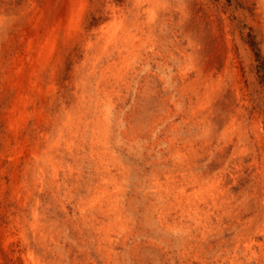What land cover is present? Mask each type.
<instances>
[{"label": "rangeland", "instance_id": "obj_1", "mask_svg": "<svg viewBox=\"0 0 264 264\" xmlns=\"http://www.w3.org/2000/svg\"><path fill=\"white\" fill-rule=\"evenodd\" d=\"M0 264H264V0H0Z\"/></svg>", "mask_w": 264, "mask_h": 264}, {"label": "bare ground", "instance_id": "obj_2", "mask_svg": "<svg viewBox=\"0 0 264 264\" xmlns=\"http://www.w3.org/2000/svg\"><path fill=\"white\" fill-rule=\"evenodd\" d=\"M54 43V42H53ZM49 49H50V47H49ZM107 78V77H106ZM110 78V77H109ZM108 79V78H107ZM51 165V164H50ZM100 189V188H99ZM101 198V197H100ZM31 257V256H30ZM34 259V258H33Z\"/></svg>", "mask_w": 264, "mask_h": 264}, {"label": "trees", "instance_id": "obj_3", "mask_svg": "<svg viewBox=\"0 0 264 264\" xmlns=\"http://www.w3.org/2000/svg\"><path fill=\"white\" fill-rule=\"evenodd\" d=\"M257 57L259 58V55H258V53H257Z\"/></svg>", "mask_w": 264, "mask_h": 264}]
</instances>
